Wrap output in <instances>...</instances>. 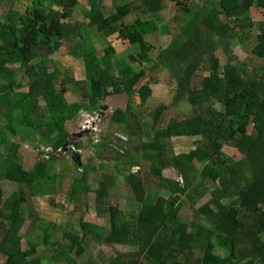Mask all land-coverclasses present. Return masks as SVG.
I'll list each match as a JSON object with an SVG mask.
<instances>
[{
  "label": "trees",
  "instance_id": "trees-1",
  "mask_svg": "<svg viewBox=\"0 0 264 264\" xmlns=\"http://www.w3.org/2000/svg\"><path fill=\"white\" fill-rule=\"evenodd\" d=\"M27 1L33 10L21 13L13 9L11 0L6 14L10 28L0 24V145L8 149L6 153L0 152V170L17 187L6 198L0 189L3 264H42L36 257L37 244L26 242L24 246L18 235L24 224L21 205L29 202L28 197L49 194L46 185L52 181L51 159L41 158L25 170L18 159L20 146L9 134L24 140L39 136L41 145L53 146L65 137L64 124L73 121L81 111L99 112V101L126 93L128 106L112 111L111 120L125 125L126 143L135 139L141 125L138 114L130 107V99L137 92L141 99L139 106L143 107L152 89L149 85L134 88L145 70L137 71L130 63L142 64L153 52L147 37L160 30L162 18L158 14L167 0H123L122 4L112 0L115 11L109 14H105L102 0H90L86 7H80L84 20L80 22L70 21L80 0ZM191 2L196 7L193 12L176 1L187 15L185 20L179 18L183 21L179 31L185 40L160 58L168 63L176 83L173 103L184 101L192 112L159 128L168 107L153 111V139L136 147L141 162L138 155L132 158L130 167L137 168L134 172L126 170L119 158L128 156L126 152L119 153L117 146L104 140L96 146L100 161L114 160L118 171L105 174L94 191L97 215L108 216L109 228L80 218L78 227L84 234L71 236L67 230L63 237L69 241L68 248L76 243L80 245L86 241L84 238H95L110 246L130 247L121 255L122 264H264L261 239L264 236V21L253 22L249 16L252 7L264 10V0ZM132 14L135 20L125 22ZM89 26L105 37L117 34L119 39L138 48V53L130 55V63L121 61L115 66L112 47H106L100 55L87 52L82 42ZM252 29L256 35L250 52L262 63L230 58L220 64L214 54L217 44H225L227 51L234 39L243 44L244 36L249 38ZM162 31L166 32V28ZM64 40L78 46V57L86 65L84 77L77 83L78 97L73 102L65 98L61 71L56 67L50 71L49 67V56ZM205 70L207 75H202ZM17 72L25 74L22 82L25 91L17 92L23 86L15 80ZM242 119L251 120L250 134L239 125ZM172 138H195L197 143L188 152L173 154L166 146ZM223 146L236 150L241 158L227 156L222 152ZM81 148L82 144L78 143L77 149ZM102 162L92 168L74 163L83 170L73 181L71 197L91 192L88 172L103 167ZM194 163L201 168L197 170ZM165 169H172L176 179L165 177ZM118 175H124L132 192L125 214L115 206L104 204ZM207 194L210 199L195 209V204ZM58 206L63 209L62 205ZM184 206L208 226L194 225L181 218L179 213ZM44 223L43 243L47 246L57 224ZM213 241L225 256L214 252ZM55 244L59 245L52 246ZM62 256L68 264H76L70 254Z\"/></svg>",
  "mask_w": 264,
  "mask_h": 264
},
{
  "label": "rangeland",
  "instance_id": "rangeland-1",
  "mask_svg": "<svg viewBox=\"0 0 264 264\" xmlns=\"http://www.w3.org/2000/svg\"><path fill=\"white\" fill-rule=\"evenodd\" d=\"M12 5L14 10H18L23 13L25 10H33L30 2L27 0H13ZM90 0H80L79 7L73 10L70 17L71 22H80L83 20L80 14V7H86ZM176 1L182 2L184 7L186 6L188 11L193 12L196 7L192 4V0H167L164 2V9L158 14V18H162L161 28L158 32L149 35L147 40L153 45L154 50L147 55V61L140 63H130V55L138 53V48L131 46L128 41H123L118 38L117 34L110 36H102L98 34L92 26L87 27V36L83 40L82 44L87 52L93 51L100 55L107 47L114 49V55L112 61L116 66V62L125 61L130 63L137 71L141 69L145 70V75L142 76L139 81L134 85V88L138 90L143 85H149L152 89V95L145 103L143 107H140L141 99L136 92L132 99V110L139 116V123L141 125L137 135L132 138L129 143H126L128 138L125 137V125L116 124L112 122V111L116 108H125L128 106L129 97L126 93L112 95L106 100L99 101V112L88 113L87 111H81L78 116L71 122H66V136L60 141H57L55 145L43 146L40 144V137L37 136L33 139H22L19 136L12 138L15 143L19 144L18 159L25 170L32 168L33 164L43 158L51 159L49 165V176L52 181L51 184L46 185L49 194L42 196L28 197L29 202L21 205V214L24 218V224L20 228L18 235L22 239V244L26 246V242H32L37 244L38 249L36 257L40 258L42 264H68L64 257L65 254H70V257L76 264H122L121 255L131 248L128 246L115 245L110 246L106 243L98 242L95 238H84L82 243H76L70 245L69 241L63 237L66 231L69 230L71 236L77 234L83 236L84 233L80 232L78 227V221L83 218L84 221L97 224L104 228H109L108 216L97 215V199L94 191L98 189L99 182L102 180L105 174H117L115 169L116 162L114 160L100 161L96 146L104 141H108L119 148V153H127L128 156L120 155L119 158L123 161L126 170L136 171L137 168H131L132 158H135L141 162L140 152L136 150L138 145L143 142H148L153 139V111L161 106H166L168 109L164 112L159 128L165 127L171 119H183L190 115L192 112L191 106L186 102L180 101L173 103V98L176 89L175 80L172 79L171 70L167 62L162 61L160 58L167 53L171 48L177 44H181L185 37L179 31V26L183 22L179 19L181 16L183 20L187 18V15L183 14L182 6H178ZM11 0H0V24L10 28L9 22L6 19V14L10 8ZM117 4L124 3L123 0H117ZM49 5V3H47ZM102 6L104 7L105 14H109L115 11L112 0H102ZM54 7V6H53ZM206 10L208 8L206 7ZM182 13V15H181ZM188 14V12H187ZM249 16L251 21L259 22L264 21V10L258 7H252L249 10ZM203 17V14L200 18ZM135 15L128 16L124 21L131 22L135 20ZM84 21V20H83ZM166 28V32H163V28ZM256 35V30L252 29L250 37L244 36L243 44L237 39L230 42V46L226 51L224 49L225 44H217L215 55L219 58L220 64H224L226 60L230 58H238L240 60H250L255 64H261L260 60H256L252 57L250 48L252 46V39ZM179 43H177V42ZM81 43V42H80ZM77 44V43H76ZM250 44V45H249ZM56 51L49 57L50 71L55 67L61 71L62 78L65 80V98L68 102H73L78 97V82L83 79L84 70L86 68L85 62L79 59L78 46L69 41H60L57 45ZM207 57L205 56L203 64L206 66ZM113 73H116L114 68ZM208 70L203 71L202 75H207ZM25 74L17 72L15 80L18 83L24 82ZM22 87L18 91H25L26 85L22 83ZM217 109L220 106L214 103ZM239 125L243 126L248 134L252 132V122L250 119L239 120ZM78 134H81L80 136ZM12 136H14L12 134ZM195 138H172L166 142L170 153L179 154L185 153L195 147L197 141ZM81 143L82 149L75 152L81 156L80 165L92 168L97 166L99 162H102L103 167H96V170H90L88 172L87 182L91 188V192L87 194L78 193L74 197L70 196L71 186L74 179L80 177L83 168H76L74 161L71 159L72 155L69 148L75 144ZM66 144V145H65ZM66 147V150L63 149ZM7 146L0 145V152L6 153ZM68 150L70 152H68ZM222 152L235 160H239L241 155L234 149L223 146ZM79 156V157H80ZM124 156V157H122ZM115 162V163H114ZM197 170L201 168L200 164L194 163ZM163 175L167 178L176 179V175L172 169H165ZM0 189L3 191L4 198L16 192V184L6 180L4 173L0 170ZM24 190L28 192V188L24 187ZM108 197L105 199L106 205H112L119 208L122 212L128 213L127 205L132 192L127 185L124 175H118L116 177V184L110 187ZM210 196L207 194L204 198L199 200L195 204V209L207 202ZM58 205H62L63 209ZM65 208V209H64ZM181 218L185 221H190L194 225L208 226L206 223L200 221L195 216V212L184 206L179 213ZM45 221L54 222L57 227L50 235V242L46 246L43 243L45 228ZM264 241V236H261ZM68 241V242H66ZM58 243L52 246V244ZM214 252L225 256L226 253L219 250L216 246V241H213ZM197 255V254H196ZM195 256V254H194ZM5 257L0 254V264H3Z\"/></svg>",
  "mask_w": 264,
  "mask_h": 264
},
{
  "label": "water",
  "instance_id": "water-1",
  "mask_svg": "<svg viewBox=\"0 0 264 264\" xmlns=\"http://www.w3.org/2000/svg\"><path fill=\"white\" fill-rule=\"evenodd\" d=\"M78 135L80 136L81 134H78ZM72 158L80 165V162H79L80 157L78 153L72 152Z\"/></svg>",
  "mask_w": 264,
  "mask_h": 264
},
{
  "label": "crops",
  "instance_id": "crops-1",
  "mask_svg": "<svg viewBox=\"0 0 264 264\" xmlns=\"http://www.w3.org/2000/svg\"><path fill=\"white\" fill-rule=\"evenodd\" d=\"M51 56V55H50ZM49 56V57H50ZM10 136V138H11V140H12V138H14V137H16V136H12L11 134H9ZM66 136V135H65ZM64 138V137H63ZM78 144V143H77ZM66 145V144H65ZM63 148H65V150H66V147H63ZM82 149V148H81ZM71 151V150H70ZM69 150H68V152H70ZM2 153V152H1ZM70 155H71V153H70ZM80 156V155H79ZM71 159L74 161V162H76L72 157H71ZM81 161V156H80V159H79V162Z\"/></svg>",
  "mask_w": 264,
  "mask_h": 264
},
{
  "label": "flooded vegetation",
  "instance_id": "flooded-vegetation-1",
  "mask_svg": "<svg viewBox=\"0 0 264 264\" xmlns=\"http://www.w3.org/2000/svg\"><path fill=\"white\" fill-rule=\"evenodd\" d=\"M70 149H72V150H73V147H72V148H70ZM75 149H76V150H78V149H77V142H76V144L74 145V150H75ZM76 150H75V151H76ZM72 152H74V151H72ZM72 152H71V153H72ZM71 155H72V154H71Z\"/></svg>",
  "mask_w": 264,
  "mask_h": 264
},
{
  "label": "clouds",
  "instance_id": "clouds-1",
  "mask_svg": "<svg viewBox=\"0 0 264 264\" xmlns=\"http://www.w3.org/2000/svg\"><path fill=\"white\" fill-rule=\"evenodd\" d=\"M72 148V147H71ZM64 150H65V148H63ZM70 149V148H69ZM71 151H74L75 152V150H74V146H73V150L72 149H70ZM72 154V153H71Z\"/></svg>",
  "mask_w": 264,
  "mask_h": 264
}]
</instances>
